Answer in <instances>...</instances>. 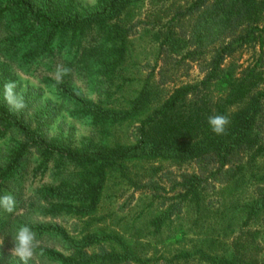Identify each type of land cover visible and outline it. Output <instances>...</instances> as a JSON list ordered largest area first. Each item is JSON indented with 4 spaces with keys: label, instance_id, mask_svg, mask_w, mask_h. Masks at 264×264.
<instances>
[{
    "label": "trees",
    "instance_id": "1",
    "mask_svg": "<svg viewBox=\"0 0 264 264\" xmlns=\"http://www.w3.org/2000/svg\"><path fill=\"white\" fill-rule=\"evenodd\" d=\"M154 1L99 0L81 7L74 0H0V139L9 141L8 156L0 159V196L10 193L16 200L13 213L0 209V264H21L11 249L22 225L30 226L39 240L28 264H264V239L252 247L263 261L249 253L251 242L243 233L233 238L231 248H223L219 237L228 234L230 223L216 233H196L188 248L170 257L161 253L155 261L138 248L144 229L118 232L96 225L111 177L143 192L155 185L152 176L159 171L150 165L167 162L196 165L200 171L212 167L211 178L221 176L220 181L233 184L264 154V0H181L183 5L174 3L168 17L146 29L156 52L165 48L180 53L182 60L197 62L203 73L162 99L153 72L137 88L132 87L137 78L126 77L140 55L134 49L139 11ZM247 47L261 52L252 67L238 72L234 64L223 66L226 57ZM55 58L72 70L59 84L50 80L59 105L14 71L49 66ZM74 74L96 86V101L72 84ZM8 80L24 88L28 107L21 113L4 101ZM115 80L119 85L112 91ZM63 111L86 121L90 135L74 142L61 129L51 134ZM214 114L230 117L226 135L210 130L207 120ZM246 151L249 159L238 163L234 158ZM144 163L149 167L131 174ZM35 171L47 173L54 184L27 194L25 182ZM260 179L263 185L243 211L248 221L264 220V175ZM173 183L180 188L177 203L154 210L145 222L155 244L173 215L179 218L183 201L199 210L204 198L201 172L182 174ZM64 218L73 220L70 230L56 221Z\"/></svg>",
    "mask_w": 264,
    "mask_h": 264
},
{
    "label": "rangeland",
    "instance_id": "2",
    "mask_svg": "<svg viewBox=\"0 0 264 264\" xmlns=\"http://www.w3.org/2000/svg\"><path fill=\"white\" fill-rule=\"evenodd\" d=\"M74 1L81 7H89L96 5L99 0ZM174 3L176 5L179 3V5H183L181 0H155L152 4L146 3L141 8L139 11L140 14H138L139 18H137L139 22L136 24L134 42L135 52L140 53V55L138 56L135 70L127 75L125 74L128 78L130 75L137 78L136 83L132 86L137 88L138 82L148 73L153 72L152 80L156 84L154 86L160 91L158 96L161 99L166 97L176 86L192 83L203 76L200 67L194 60H182L180 56H178L180 53L167 52L165 48H162L160 53L156 52L157 49L154 48L150 36L145 33L146 29L152 28L155 21L160 20L161 17L169 16ZM260 54L261 52L258 50V47L243 48L226 57L223 66L234 64L239 72L247 67H252ZM203 57L204 59L208 58L205 52ZM57 64L65 65V62H63L61 58H55L49 66L39 65L25 71L20 69H14V71L29 85H33L36 81H39L41 87L37 88L43 91L44 96L52 101L53 104L59 105V98L57 97L56 91H54V86H52L50 82V80H54L53 72ZM262 68L264 69V66ZM71 79L72 84L81 90L86 97L94 101L98 99L97 95L92 90V88L96 86L93 87V85L88 84V80L85 77L76 76L74 74ZM118 85L119 81L115 80L112 91H115L117 89L115 87ZM263 87L264 84L261 86V89ZM62 122L63 125H61ZM53 125H56L55 129H53ZM53 125L50 127L51 134L56 135L61 129L63 130L64 138L72 136L74 142H78L82 137L89 136L91 133L90 126H88L86 121L74 120L64 111ZM8 144L9 141L6 138L0 139V159L8 156ZM237 155L238 156L234 159H237L238 163H245L249 159L250 152L246 151L245 153ZM256 159L255 165L253 169H251L254 175L247 169V171L244 172V179L233 184L220 181L219 179H222L221 176L216 177L215 180L211 178L210 175L213 170L210 171L209 169H212V167H207L205 170L202 169V171H200V168L196 165L185 164L182 166H175L167 162L150 165L153 168L159 166V171H157L156 175L152 176L155 185L149 187V190L144 189L143 192L133 191V186H129L126 181L111 177L107 182V187L96 215V225L109 227L111 230L118 232H121V230H129L133 226L144 229V238L140 241L138 248L141 254L155 261V258L159 257L161 253L166 257H170L171 253L178 249H182L183 247L188 248L191 241L196 239V233L201 232L199 236H203L206 229H214L216 233L217 230L220 229L219 227L230 223L231 228L228 230V234L225 237H219L223 241V248H231L233 238L243 233V237H248L249 242H251L249 253H251L252 256H258L260 259L259 261H263V259H261V253L257 254L255 251L253 252L252 247L257 243H262L264 239V220L248 221L243 212L245 205L256 197L259 191L258 189L263 185L260 178L261 175H264V154ZM141 166L142 167L133 169L131 174L143 172L144 169L149 167L147 163ZM32 167L34 168L35 165ZM200 172L203 180L200 189L204 197L202 198L200 209L198 210L194 204L189 203L190 205H188L187 200L183 201L181 204L183 210L179 218L176 219L175 215H173V223L161 229L163 234L161 237L160 235L158 237L155 236L156 239L160 237L159 243L155 244L153 242L154 236L151 235L152 228L145 224V222L153 217L150 213L154 214V210L158 208L164 209L177 203V198L179 200L178 195L180 188L175 186L173 182L179 181L182 174H200ZM51 184H54V180L49 177L47 173L41 174L40 171H35L29 174L25 182L26 188L24 189L28 194L38 186H48ZM56 221L70 230V225L73 220L71 218H64ZM144 224L145 226H143ZM254 231L259 232L255 237L246 235L248 232ZM184 232L185 235L182 237L181 235ZM180 237H182V239H180ZM184 238L185 240H183ZM145 264L161 263L147 262ZM180 264L202 263L191 260L188 263L182 262Z\"/></svg>",
    "mask_w": 264,
    "mask_h": 264
},
{
    "label": "clouds",
    "instance_id": "3",
    "mask_svg": "<svg viewBox=\"0 0 264 264\" xmlns=\"http://www.w3.org/2000/svg\"><path fill=\"white\" fill-rule=\"evenodd\" d=\"M71 68L64 64H57L53 72V78L57 84L63 82L65 76L71 73ZM32 87L35 89L41 87L39 81H36ZM19 89V90H18ZM3 98L5 103L14 113H21L28 107L24 88L17 84L15 80H8L3 85ZM210 130L217 136L227 134V129L231 124L230 117L228 115L214 114L208 117L207 120ZM56 125H53L55 129ZM16 208L15 197L7 193L0 196V209L6 213H13ZM14 247L11 249V254L16 257L21 264H28L30 260L36 255V250L39 245L37 239V233L28 225L20 226L15 237L12 240ZM4 243V240H0V245Z\"/></svg>",
    "mask_w": 264,
    "mask_h": 264
}]
</instances>
